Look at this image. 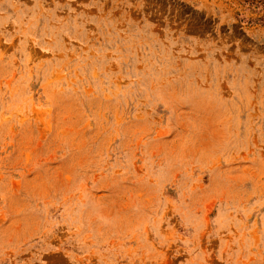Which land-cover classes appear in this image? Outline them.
I'll return each mask as SVG.
<instances>
[{
  "label": "rangeland",
  "instance_id": "obj_1",
  "mask_svg": "<svg viewBox=\"0 0 264 264\" xmlns=\"http://www.w3.org/2000/svg\"><path fill=\"white\" fill-rule=\"evenodd\" d=\"M0 264H264V0H0Z\"/></svg>",
  "mask_w": 264,
  "mask_h": 264
}]
</instances>
